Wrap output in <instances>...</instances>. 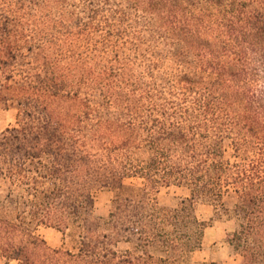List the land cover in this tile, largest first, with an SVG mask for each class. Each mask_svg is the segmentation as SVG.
Returning a JSON list of instances; mask_svg holds the SVG:
<instances>
[{
    "label": "trees",
    "instance_id": "1",
    "mask_svg": "<svg viewBox=\"0 0 264 264\" xmlns=\"http://www.w3.org/2000/svg\"><path fill=\"white\" fill-rule=\"evenodd\" d=\"M125 1L151 29L132 36L151 57L147 76L166 58L174 88L191 97L181 122L116 43L107 56L75 52L97 31L98 9L87 6L89 21L64 38L19 31L18 11H0V103L17 110L16 125L0 131V264H178L174 253L201 247L199 201L235 221L226 239L240 264H264V0ZM19 53L36 65L15 79L5 65ZM88 90L117 115L95 117ZM128 177L144 180L139 200L124 195ZM171 184L189 196L160 210L153 196ZM103 187L119 190L106 217L94 212ZM40 224L77 230V245L50 247ZM132 236L133 248L118 251ZM156 238L167 255L147 251Z\"/></svg>",
    "mask_w": 264,
    "mask_h": 264
},
{
    "label": "rangeland",
    "instance_id": "2",
    "mask_svg": "<svg viewBox=\"0 0 264 264\" xmlns=\"http://www.w3.org/2000/svg\"><path fill=\"white\" fill-rule=\"evenodd\" d=\"M12 5V6H11ZM98 9L95 22L99 26L97 31L92 35L91 40L80 39L74 48L78 54H86L89 56H107L111 52V43H116V49L121 57H130L136 63V70L145 75L148 91L154 102L165 106L166 100L172 101L176 106L177 115L174 120L181 122L180 118L182 108L190 106L191 97H188L185 103L183 96L179 90L174 88V78L172 71L174 65L168 60H159V66L154 70L152 78L147 76L148 62L150 55L148 53L138 54L133 44V34L139 33L148 38L151 33L150 27L146 26L140 13L129 7L125 0H0V11L3 12L4 7H13L18 11V17L22 24L17 26L19 31L27 34L35 31V28H44L49 36L64 38L70 31L79 30L89 21L86 7ZM109 39L108 42L104 40ZM67 42V41H66ZM147 43L149 41L147 40ZM162 43L158 44V49L162 48ZM23 51V49H22ZM30 57L19 53L16 59H12L5 65V72L12 75L15 79L33 73L35 70V62H28ZM89 102L96 106L95 117H113L117 115V110L113 107L102 105V97L98 90H88L82 92ZM17 110L14 105H5L0 103V131L6 127L16 125ZM187 120V119H186ZM185 121V120H184ZM173 161L177 160V153L172 150ZM135 157L143 159L145 153H136ZM123 185L129 187L130 190L124 191V195H134V200H139L142 194L139 191L144 186V180L139 177H128L122 180ZM119 190L116 188L103 187L94 190V212L102 217L108 216L111 210H115V198ZM136 195V196H135ZM189 196V190L186 187L171 184L159 187L154 194V201L157 208L165 210L175 208L182 198ZM227 198H225L226 200ZM193 212L198 221L205 224L201 236V247L192 251L174 254L179 255L178 264H240L242 261L233 247L228 243L227 234L235 228V221L224 216H218L214 212L212 205L205 202H195ZM146 218V210L142 212ZM171 229V228H170ZM157 231V230H156ZM155 232V230H154ZM35 233L43 238L46 243L53 248L73 249L78 242V231L68 229L65 232L54 227L40 224L36 226ZM136 236H132L131 243L121 240L117 243V250L132 249L133 243L137 240ZM123 239V238H121ZM159 238L153 240L148 246L149 253L155 257L165 256V248L158 241Z\"/></svg>",
    "mask_w": 264,
    "mask_h": 264
}]
</instances>
